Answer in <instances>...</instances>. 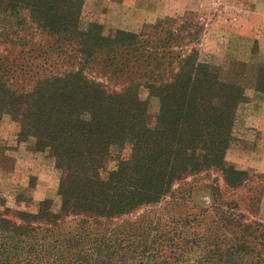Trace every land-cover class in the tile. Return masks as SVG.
I'll list each match as a JSON object with an SVG mask.
<instances>
[{
    "label": "trees",
    "instance_id": "1",
    "mask_svg": "<svg viewBox=\"0 0 264 264\" xmlns=\"http://www.w3.org/2000/svg\"><path fill=\"white\" fill-rule=\"evenodd\" d=\"M83 3L0 0V119L51 160L60 202L18 212L20 222L0 212V264H264L263 224L235 203L193 205L182 187L211 170L233 189L244 183L225 158L245 86L190 49L186 25L107 31L82 24ZM254 90L264 95V65Z\"/></svg>",
    "mask_w": 264,
    "mask_h": 264
},
{
    "label": "rangeland",
    "instance_id": "2",
    "mask_svg": "<svg viewBox=\"0 0 264 264\" xmlns=\"http://www.w3.org/2000/svg\"><path fill=\"white\" fill-rule=\"evenodd\" d=\"M81 20L84 26L96 23L107 31L136 33L165 20L176 27L186 25L193 36L187 39L190 49L219 64L223 78L245 86L250 100L239 108L225 158L227 167L246 172L244 183L233 189L220 172L211 170L187 177L182 187L190 192L193 205L204 209L213 203H235L247 222L264 225V95L254 90L257 69L264 65V0H84ZM46 40L39 33L31 38L36 44ZM150 111H159L157 99L150 100ZM18 133L10 117L0 119V212L16 222L18 212L36 213L45 199H53L56 207L60 204L59 174L51 160L36 151L33 140L19 143ZM131 148L129 143L120 155L105 160V169L115 170L116 157L128 158ZM33 179L32 200L18 202L17 195ZM157 211L151 209L153 217ZM145 212L140 209L129 217Z\"/></svg>",
    "mask_w": 264,
    "mask_h": 264
}]
</instances>
